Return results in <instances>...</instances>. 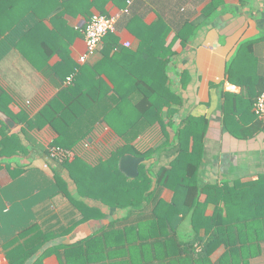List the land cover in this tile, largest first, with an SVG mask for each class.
<instances>
[{"label": "crops", "instance_id": "0c3cea01", "mask_svg": "<svg viewBox=\"0 0 264 264\" xmlns=\"http://www.w3.org/2000/svg\"><path fill=\"white\" fill-rule=\"evenodd\" d=\"M5 1L6 7L0 0V111L16 126L12 130L0 120V264H62L60 251L64 246L77 243L101 227L95 225L99 223L95 220L81 222L83 216L73 202L79 198L77 186L64 167L65 160L51 156L50 150L56 147L51 142L57 135L50 126L42 130L28 127L29 120L59 95L68 78L77 74L74 84H80L78 91L92 90L96 94L100 87L103 93L108 88L113 95L115 88L128 90V78L120 70L122 64L107 61L106 65L102 48L88 62L79 61L86 52L83 31L94 14H122L129 8L130 13L121 15L114 33L121 52L144 53L147 29H152L154 35L161 32L162 37L164 32L154 24L159 17L169 23L171 31L164 46L172 47L174 55L168 60V87L181 101L174 126L187 117L208 121L200 166L203 183L250 182L264 175V130L248 139L235 137L224 129L222 113L226 95L246 94L242 87L230 83L227 73L242 44L250 43L252 47L248 72L253 77L258 73L264 76V0H223L212 22L199 27L185 47L180 41L173 42L177 28L183 19L199 18L210 0H131V5L129 0H101L100 7L95 5L96 0H18L17 8L15 0ZM127 42L130 48L124 46ZM157 47L160 49L162 43L151 54L157 52ZM140 60L135 58V68ZM102 61V74L85 69ZM104 104L110 107L113 103L105 99ZM253 108H245L243 117L230 119L237 135L257 121ZM167 132L172 142L174 132L170 126ZM94 135L98 136L96 144L91 140L88 149L81 145L77 151H104L101 136L96 131ZM145 135L148 139L141 142L140 150L145 145L153 149L166 140L158 125ZM76 154L71 151L70 160ZM174 157L170 150L156 152L151 169L168 167ZM162 198L170 203L173 194L165 190ZM223 252L220 250L216 258ZM249 264H264V242L261 254Z\"/></svg>", "mask_w": 264, "mask_h": 264}, {"label": "trees", "instance_id": "16d2710c", "mask_svg": "<svg viewBox=\"0 0 264 264\" xmlns=\"http://www.w3.org/2000/svg\"><path fill=\"white\" fill-rule=\"evenodd\" d=\"M3 1L6 7V1ZM111 1L117 3V0ZM241 1L245 3V0ZM17 2L15 0V8ZM100 2L96 0L95 5L100 7ZM221 5L223 0H210L199 18L183 19L173 42L180 41L185 47L199 27L212 22ZM167 23L159 17L154 24L164 32L162 37L161 32L154 35L152 29H147L144 38L147 50L141 54L118 51L117 37L114 34L105 37L102 51L106 65L107 61H120V70L129 81L126 92L115 88V94L110 95L108 88L103 93L100 87L96 94L92 90L78 91L80 84H74L77 74L70 83L67 79L59 95L29 120V129L42 130L50 126L57 135L52 146L77 154L76 148L81 145L89 148L88 139L95 131L99 135L98 128L104 124L120 138L119 141H124L121 146L106 145V159L102 154L97 158L98 162L93 163L96 158L93 155L89 157V163L77 154L73 160L65 159L64 167L68 168L77 186L79 198L73 202L83 216L81 222L106 220L107 223L92 235L64 246L60 251L62 264H249L252 258L261 254L264 175L250 182H202L200 166L208 121L187 117L179 126H174L173 118L180 112L181 101L168 87V60L174 52L172 47L164 46L171 31ZM158 43H162V47H157V52L151 54ZM251 48L250 43L242 44L227 72L230 83L242 87L246 94L226 95L222 108L224 129L243 139L264 130V122L259 118L250 127H243L240 135L230 127V119L236 115L245 116V108L250 111L264 93V76L258 73L253 77L247 69L250 65L248 55L252 57ZM135 58L141 59L137 68L134 67ZM85 69L102 74L103 61ZM105 99L112 102V106H106ZM157 125L166 140L153 149L147 145L141 150L136 148L134 144L138 138L143 136L138 142L144 143V139H148L145 134ZM168 126L174 132L172 142ZM164 144L165 151H172L174 159L168 167L160 166L158 171L151 169L154 151ZM1 151L3 146L0 145V154ZM125 155L145 158L135 179L120 171L119 163ZM165 190L173 194L170 203L162 198ZM209 211L212 213L208 214ZM222 249L224 252L216 258ZM33 255L34 252L30 257Z\"/></svg>", "mask_w": 264, "mask_h": 264}, {"label": "built area", "instance_id": "2783aa9c", "mask_svg": "<svg viewBox=\"0 0 264 264\" xmlns=\"http://www.w3.org/2000/svg\"><path fill=\"white\" fill-rule=\"evenodd\" d=\"M129 5H131V0H129ZM130 10L127 8L122 14L115 15H104V14H94L91 19L87 22L83 34L86 43V52L82 56L84 59L80 58V63L84 64L88 62L93 56H95L99 50L102 48L104 44V39L108 34H114L117 29L118 21L123 14H129ZM95 18V19H93ZM89 28H91V32H89ZM91 41H95L91 43ZM126 48L131 47V43H124ZM72 80L68 78V82L70 83ZM253 112L259 119H264V93H262L257 100L255 101ZM51 156L58 160L64 161L68 157L71 156V151L64 150L59 147H53L51 150Z\"/></svg>", "mask_w": 264, "mask_h": 264}, {"label": "rangeland", "instance_id": "374dc122", "mask_svg": "<svg viewBox=\"0 0 264 264\" xmlns=\"http://www.w3.org/2000/svg\"><path fill=\"white\" fill-rule=\"evenodd\" d=\"M175 130H176V128H174ZM98 132H99V135L101 136V140H100V144L102 145V146H104L105 147V149H104V151H101L102 153H99V152H97V149H95V148H93V149H90L89 150V153H87L86 151H83V149L82 148H80V151L81 152H79L78 151V154L80 155V157H81V159H83L84 161H86L87 163H89L88 161H90L89 160V157H92V155L93 156H96V158H95V160H93V163L96 161V162H98L99 161V159H97L100 155H102V154H104L105 155V157H103V159H106V145H110V144H112V145H118V146H121L122 145V143H124V141L122 142V141H119V139L120 138H114V136H116L115 135V133L112 131V129L111 128H109V127H107L106 125H101L99 128H98ZM97 135H94V136H91L89 139H88V143H90V141L91 140H95L94 142H95V144L97 143L96 142V140H97ZM99 143V142H98ZM141 143L140 142H136L135 144H134V146L136 147V148H139V146H141L140 145ZM160 144V143H159ZM133 146V145H132ZM135 147H133L134 149H136ZM165 147V144L164 145H162L161 147H159V149L158 150H156V151H154V154L156 153V152H158V153H163L165 150H166V148H164ZM130 150H132L131 148H130ZM136 151H137V149H136ZM132 152H133V150H132ZM102 222H99V223H97V224H95L96 226H102ZM94 225V224H93Z\"/></svg>", "mask_w": 264, "mask_h": 264}, {"label": "water", "instance_id": "95a60500", "mask_svg": "<svg viewBox=\"0 0 264 264\" xmlns=\"http://www.w3.org/2000/svg\"><path fill=\"white\" fill-rule=\"evenodd\" d=\"M0 120L10 129H14L16 124L12 119L0 111ZM145 162V158L135 157L133 155H125L121 158L119 167L120 171L128 178L135 179L139 176V167Z\"/></svg>", "mask_w": 264, "mask_h": 264}, {"label": "clouds", "instance_id": "9594fccd", "mask_svg": "<svg viewBox=\"0 0 264 264\" xmlns=\"http://www.w3.org/2000/svg\"><path fill=\"white\" fill-rule=\"evenodd\" d=\"M95 19V18H93ZM89 32H91V28H89ZM95 41H91V43H94ZM81 59H84L83 57Z\"/></svg>", "mask_w": 264, "mask_h": 264}]
</instances>
